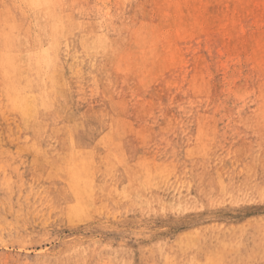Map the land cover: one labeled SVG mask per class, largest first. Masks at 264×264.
I'll use <instances>...</instances> for the list:
<instances>
[{
  "label": "rangeland",
  "instance_id": "1",
  "mask_svg": "<svg viewBox=\"0 0 264 264\" xmlns=\"http://www.w3.org/2000/svg\"><path fill=\"white\" fill-rule=\"evenodd\" d=\"M16 1L15 3V0H0V89H2L0 90V99H2V101L0 100V126H2L0 127V264H59V262L60 264H74L75 262V264H95V262L97 264H114V262L115 264H166L165 260H168L167 264H191L193 260V262H196L192 264H203L205 262H207L205 264H264V256H261L264 255V249L261 251L264 247V241L262 240V238H264V205H262L264 204V166H262L264 163V116L262 115V113L264 114V97H262L264 96V19L262 18L264 17V0H242L244 3L241 0H162L163 2L161 0H158L159 2L156 0ZM254 2L260 4L257 5L254 4ZM161 3L164 5H161ZM240 4H246V6ZM200 5L202 7H200ZM233 5L234 7H232ZM235 5L238 8H236ZM234 9H237V12H234ZM186 10H188L189 15ZM257 12L259 13L257 14ZM125 15L126 17H124ZM236 15L237 17H235ZM242 15L244 17H242ZM226 16L228 23L226 22ZM35 19L37 21H35ZM148 19L150 22H148ZM251 20L255 22L253 23ZM57 22L62 25L61 28L59 24L58 27L55 26ZM184 22L185 24H183ZM98 23L100 25H98ZM142 23L145 26H143ZM238 23L240 24L238 25ZM46 24L47 26H44ZM258 25L260 26L258 27ZM152 26L154 29H152ZM46 27L48 29L44 31ZM231 27H233V29ZM84 28L87 29L85 30ZM195 28L196 30H194ZM147 31L150 32V36L147 35ZM169 33L171 36H169ZM99 34L103 36L100 37ZM145 34L149 37H146ZM154 34L155 36H153ZM44 35L47 36L45 37ZM91 35L93 37H91ZM244 35H247V38ZM253 35L255 36L253 37ZM25 37L28 39H25ZM29 37L32 39L30 40ZM50 38H52L53 41H51L52 39L50 40ZM144 39L148 41V44H144L146 42H144ZM224 42L229 43L224 45ZM92 43H95V45ZM117 44L119 45L117 46ZM55 45H58V47ZM134 45H136V47ZM159 45L160 49H157ZM227 46L229 48H227ZM233 46H235V48ZM44 49L48 52H43ZM174 51L176 53L179 51V53L176 54ZM110 53L113 56H111ZM96 55L99 56L97 57ZM52 58L54 60L51 61ZM55 58H57V60ZM107 58H109V60H107L109 62H106ZM40 62H42V64ZM216 63L219 64L216 65ZM168 64L171 65L169 66ZM152 68L154 70H152ZM160 70L162 72H160ZM208 70H210L209 73ZM148 72L150 73L148 74ZM261 72H263L262 75ZM26 73L27 75H24ZM118 73H120L119 76ZM61 74L62 76H60ZM130 74L132 76H130ZM191 74L194 76L193 78ZM18 75L22 80L19 79ZM238 75L240 77H238ZM23 77L26 78V80ZM53 77L54 79H52ZM71 77L78 81L75 80L74 82ZM245 80H247L246 84ZM190 81L192 82L190 83ZM207 81L209 82L208 84ZM101 83L103 84L101 85ZM259 83L263 84L260 85ZM61 85L62 89L60 88ZM26 86L31 88L30 91L33 94H46L48 97L47 104L37 112L39 115L37 116V114H35L32 118H24L19 111L12 106L13 104L11 101H9V97H11L10 94L14 88L22 92L24 90L23 88ZM260 87L263 88L261 89ZM193 89H196V91ZM184 92L188 93L185 94ZM119 93H121V95ZM195 94L197 96H195ZM198 94L200 95L198 96ZM130 97L133 98L131 99ZM165 97L168 100H165ZM188 99L189 101L187 102ZM171 102L173 104H171ZM190 102L192 104H189ZM126 103H128V105H126ZM162 104L165 105L163 106ZM170 105H172L171 108ZM136 107L140 108L136 110ZM146 110L149 112H145ZM207 110L209 112H207ZM18 113L19 115H17ZM163 115L165 118H163ZM209 116L210 119H208ZM142 117L144 118V122H142ZM165 120H167L166 122L169 121L168 124ZM215 120H217L216 123ZM232 122H236L234 124V126H237H235L236 128L233 126ZM198 124L203 125L201 127V125ZM166 126L169 128L168 130L170 132L167 131ZM251 126L255 127L252 128ZM144 127L146 128L145 130ZM67 128L69 129L67 130ZM25 129L27 133H24L26 132ZM56 133L59 134V136ZM186 136L189 138H186ZM243 136L245 137L243 138ZM56 137H58V139H56ZM127 139L129 143L126 141ZM153 140L156 144V148H154L155 144ZM193 143L197 144L195 145ZM135 144L138 147L134 146ZM133 148L134 151L136 150L135 152H133ZM252 150L253 152H248ZM180 152L182 155H180ZM46 155L47 159L45 158ZM83 156L87 157V159L85 157L83 158ZM80 158L85 159V161ZM202 160H204V162ZM231 165H233V167ZM179 167L181 170L177 171V169H180ZM252 167L254 168L252 169ZM205 168H207V171ZM193 170H195V172ZM220 170L222 171L220 172ZM132 171H134V174H131ZM38 174H40L39 177L37 176ZM196 174L198 176H196ZM184 176L186 178H184ZM202 176H204V178ZM210 177L212 179H208ZM213 179H216V181ZM240 179L243 181H240ZM83 180L84 183H82ZM128 180L132 182H128ZM91 181L93 184H91ZM123 181H125V183ZM230 181H232V183ZM90 184L92 187H90ZM127 184L131 189L130 187L128 188ZM229 184L230 186L228 188L227 186ZM131 185L134 186L133 190ZM100 186L102 189H100ZM110 186L113 188L111 189ZM202 188H204V190ZM73 189H75V191ZM99 190H101V192ZM108 190L111 195L107 193L109 192ZM222 190L226 191L223 192ZM257 190L258 192H256ZM65 191H67L69 195ZM204 191H208L206 192L207 194ZM228 191L230 192L228 193ZM75 192H77V194ZM120 192L124 193L120 194ZM163 192L164 194H162ZM126 197H128V199H125ZM141 197H143L142 200ZM156 197L158 199H156ZM129 199L131 200L129 201ZM90 200H93L92 203ZM162 200L164 202L166 201V204ZM73 202H75V204ZM90 203L92 205L89 206ZM101 206L103 208H100ZM91 209L93 212H91ZM61 212L63 213L61 214ZM80 213L81 215H79ZM254 220L257 221V223ZM254 228H256V231ZM257 228H259V231H257ZM17 231H19V233ZM197 231H200V233ZM210 233H212L211 237ZM215 233L218 234L216 235ZM179 237H181L180 240ZM222 237L224 238L222 239ZM209 238L212 239L209 240ZM218 238H221L220 242ZM258 240H260V242ZM261 241L263 242L262 244ZM175 242L179 243L176 244ZM85 247L87 249L90 248L88 250L89 252L83 251L87 250ZM227 248L229 253L224 251V249L226 250ZM217 249H221V253ZM216 250L218 253H216ZM174 251L176 253H174ZM68 254L70 256H68ZM205 254L206 257H204ZM84 255L86 256L85 258ZM258 255H260L259 258ZM215 256L218 258L216 259ZM224 256L228 260H226ZM78 260L80 261L79 263ZM187 261L190 262L188 263Z\"/></svg>",
  "mask_w": 264,
  "mask_h": 264
},
{
  "label": "bare ground",
  "instance_id": "2",
  "mask_svg": "<svg viewBox=\"0 0 264 264\" xmlns=\"http://www.w3.org/2000/svg\"><path fill=\"white\" fill-rule=\"evenodd\" d=\"M33 1H34V2H41V0H33ZM44 1H45V0H44ZM76 1H77V0H76ZM87 1H88V0H87ZM87 1H86V2H87ZM134 1H135V0H134ZM150 1H151V0H150ZM156 1H158V0H156ZM161 1H162V0H161ZM198 1H200V0H198ZM211 1H212V0H211ZM231 1H232V0H231ZM238 1H239V0H238ZM241 1H242V0H241ZM251 1H252V0H251ZM4 2H5V1H4ZM16 2H17V1L15 0V3H16ZM67 2H68V1H67ZM125 2H126V1H125ZM137 2H138V1H137ZM143 2H144V1H143ZM158 2H159V1H158ZM162 2H163V1H162ZM167 2H168V1H167ZM219 2H220V1H219ZM224 2H225V1H224ZM242 2H243V1H242ZM255 2H256V1H255ZM255 2H254V4H257V3H255ZM69 3H70V2H69ZM76 3H77V2H76ZM78 3H79V1H78ZM84 3H85V2H84ZM103 3H104V2H103ZM122 3H123V2H122ZM150 3H151V2H150ZM213 3H214V2H213ZM226 3H227V2H226ZM234 3H235V2H234ZM234 3H233V4H234ZM238 3H239V2H238ZM243 3H244V2H243ZM247 3H248V2H247ZM67 4H68V3H67ZM134 4H135V3H134ZM162 4H163V3H161V5H162ZM165 4H166V3H165ZM220 4H221V3H220ZM224 4H225V3H224ZM259 4H260V3H259ZM259 4H257V5H259ZM263 4H264V3H263ZM3 5H4V3H3ZM10 5H11V3H10ZM24 5H25V4H24ZM72 5H73V4H72ZM125 5H126V4H125ZM163 5H164V4H163ZM198 5H199V4H198ZM240 5H242V4H240ZM64 6H65V5H64ZM70 6H71V5H70ZM86 6H87V5H86ZM103 6H104V5H103ZM129 6H130V5H129ZM148 6H149V5H148ZM205 6H206V4H205ZM205 6H204V8H205ZM235 6H236V5H235ZM242 6H246V4H245V5H242ZM73 7H74V6H73ZM73 7H72V8H73ZM98 7H99V6H98ZM117 7H119V6H117ZM183 7H184V6H183ZM200 7H202V6L200 5ZM226 7H227V6H226ZM232 7H234V5H233ZM232 7H231V8H232ZM247 7H248V6H247ZM258 7H259V6H258ZM9 8H10V6H9ZM19 8H21V7H19ZM65 8H66V7H65ZM72 8H71V9H72ZM128 8H129V7H128ZM160 8H161V7H160ZM164 8H165V7H164ZM198 8H199V7H198ZM219 8H220V7H219ZM236 8H238V7L236 6ZM256 8H257V7H256ZM256 8H255V10H256ZM11 9H12V8H11ZM16 9H18V8H16ZM105 9H106V8H105ZM117 9H118V8H117ZM122 9H123V5H122ZM136 9H137V8H136ZM152 9H153V8H152ZM152 9H151V10H152ZM155 9H156V7H155ZM155 9H153V10H155ZM178 9H179V7H178ZM178 9H177V10H178ZM187 9H188V8H187ZM189 9H190V8H189ZM227 9H228V8H227ZM241 9H242V7H241ZM253 9H254V8H253ZM253 9H252V10H253ZM261 9H262V8H261ZM2 10H3V8H2ZM7 10H8V9H7ZM51 10H52V9H51ZM56 10H57V9H56ZM62 10H63V8H62ZM72 10H73V9H72ZM127 10H128V9H127ZM131 10H132V9H131ZM138 10H139V9H138ZM144 10H145V9H144ZM148 10H149V9H148ZM206 10H207V9H206ZM234 10H235V9H234ZM8 11H9V10H8ZM22 11H23V10H22ZM25 11H26V10H25ZM34 11H35V10H34ZM79 11H80V10H79ZM105 11H106V10H105ZM186 11H187V14H188V10H186ZM194 11H196V10H194ZM204 11H205V10H204ZM221 11L223 12L222 9H221ZM227 11H228V10H227ZM231 11H232V10H231ZM253 11H254V10H253ZM12 12H13V10H12ZM23 12H24V11H23ZM32 12H33V11H32ZM107 12H108V11H107ZM119 12H120V11H119ZM136 12H137V11H136ZM140 12H141V11H140ZM222 12H221V13H222ZM232 12H233V11H232ZM234 12H237V9H236ZM246 12H248V11H246ZM7 13H8V12H7ZM10 13H11V12H10ZM117 13H118V11H117ZM155 13H156V12H155ZM225 13H226V12H225ZM258 13H259V12H257V14H258ZM89 14H91V13H89ZM98 14H100V13H98ZM107 14H108V13H107ZM107 14H106V15H107ZM114 14H115V13H114ZM151 14H152V11H151ZM153 14H154V13H153ZM205 14H206V13H205ZM208 14H209V13H208ZM219 14H220V13H219ZM222 14H223V13H222ZM241 14H242V13H241ZM263 14H264V13H263ZM263 14H262V15H263ZM62 15H63V14H62ZM91 15H92V14H91ZM117 15H118V14H117ZM117 15H116V16H117ZM137 15H138V14H137ZM166 15H167V14H166ZM188 15H189V14H188ZM216 15H217V14H216ZM238 15H239V14H238ZM262 15H261V16H262ZM27 16H28V14H27ZM31 16H32V15H31ZM35 16H36V15H35ZM146 16H147V15H146ZM191 16H192V15H191ZM197 16H198V15H197ZM253 16H254V15H253ZM25 17H26V16H25ZM28 17H29V16H28ZM64 17H65V16H64ZM66 17H67V16H66ZM78 17H79V14H78ZM87 17H88V16H87ZM97 17H98V16H97ZM113 17H114V16H113ZM124 17H126V15H125ZM167 17H168V16H167ZM169 17H170V15H169ZM189 17H190V16H189ZM235 17H237V15H236ZM242 17H244V16L242 15ZM7 18H8V17H7ZM30 18H31V17H30ZM57 18H58V16H57ZM71 18H72V17H71ZM106 18H107V17H106ZM120 18H121V17H120ZM120 18H119V19H120ZM122 18H123V17H122ZM130 18H131V17H130ZM134 18H135V17H134ZM139 18H140V16H139ZM151 18H153V17H151ZM165 18H166V17H165ZM185 18H186V16H185ZM211 18H212V17H211ZM221 18H222V17H221ZM221 18H220V19H221ZM228 18H229V17H228ZM238 18H239V17H238ZM260 18H261V17H260ZM262 18L264 19V17H262ZM262 18H261V19H262ZM26 19H28V18H26ZM103 19H104V18H103ZM117 19H118V18H117ZM160 19H161V18H160ZM160 19H159V20H160ZM162 19H163V18H162ZM183 19H184V18H183ZM187 19H188V17H187ZM189 19H190V18H189ZM244 19H245V18H244ZM30 20H31V19H30ZM41 20H43V19H41ZM65 20H66V19H65ZM67 20H68V19H67ZM93 20H94V18H93ZM148 20H149V19H148ZM154 20H155V19H154ZM159 20H158V21H159ZM163 20H164V19H163ZM192 20H193V19H192ZM247 20H248V19H247ZM10 21H11V19H10ZM35 21H37V20L35 19ZM125 21H126V20H125ZM129 21H131V20H129ZM166 21H167V19H166ZM182 21H183V20H182ZM190 21H191V20H190ZM203 21H205V20H203ZM251 21H252V20H251ZM263 21H264V20H263ZM32 22H33V21H32ZM38 22H40V21H38ZM41 22H42V21H41ZM66 22H67V21H66ZM66 22H65V23H66ZM73 22H74V21H73ZM75 22H76V19H75ZM80 22H81V21H80ZM80 22H79V23H80ZM82 22H83V20H82ZM82 22H81V23H82ZM100 22H101V21H100ZM121 22H123V21H121ZM148 22H150V20H149ZM159 22H160V21H159ZM213 22H214V21H213ZM226 22L228 23V21H227V16H226ZM236 22H237V21H236ZM245 22H246V21H245ZM252 22H253V21H252ZM254 22H255V21H254ZM254 22H253V23H254ZM256 22H258V21H256ZM24 23H25V21H24ZM83 23H84V22H83ZM90 23H91V22H90ZM101 23H102V22H101ZM143 23H144V22H143ZM143 23H142V24H143ZM152 23H153V22H152ZM166 23H167V22H166ZM193 23H194V22H193ZM258 23H259V22H258ZM17 24H18V22H17ZM17 24H16V25H17ZM31 24H32V23H31ZM31 24H30V25H31ZM58 24H59V27L61 28L62 25H61L59 22H57V23L55 24V26L58 27ZM67 24H68V23H67ZM72 24H73V23H72ZM103 24H104V23H103ZM114 24H115V23H114ZM157 24H158V22H157ZM183 24H185V22H184ZM190 24H191V22H190ZM190 24H187V25H190ZM207 24H208V22H207ZM216 24H217V23H216ZM231 24H232V23H231ZM239 24H240V23H238V25H239ZM21 25H22V24H21ZM30 25H29V26H30ZM34 25H35V24H34ZM98 25H100V24L98 23ZM112 25H113V24H112ZM115 25H116V24H115ZM146 25H147V24H146ZM181 25H182V24H181ZM223 25H224V24H223ZM238 25H237V26H238ZM243 25H244V24H243ZM247 25H248V24H247ZM44 26H47V24L44 25ZM108 26H109V25H108ZM131 26H132V25H131ZM143 26H145V25L143 24ZM149 26H150V25H149ZM156 26H157V25H156ZM161 26H162V25H161ZM209 26H210V25H209ZM214 26H216V25H214ZM237 26H236V27H237ZM240 26H241V25H240ZM259 26H260V25H258V27H259ZM263 26H264V25H263ZM32 27H33V26H32ZM71 27H73V26H71ZM85 27H86V26H85ZM89 27H90V26H89ZM97 27H98V26H97ZM176 27H177V26H176ZM202 27H203V26H202ZM225 27H226V26H225ZM233 27H234V26H233ZM233 27H231V28L233 29ZM236 27H235V28H236ZM238 27H239V26H238ZM33 28H34V27H33ZM44 28H45V27H44ZM74 28H75V27H74ZM114 28H115V27H114ZM116 28H117V27H116ZM120 28H121V27H120ZM199 28H200V27H199ZM204 28H205V27H204ZM210 28H211V27H210ZM210 28H209V29H210ZM216 28H218V27H216ZM235 28H234V29H235ZM261 28H262V27H261ZM35 29H36V27H35ZM47 29H48V28L46 27V29H44V31L47 30ZM57 29H58V28H57ZM84 29H85V28H84ZM86 29H87V28H86ZM86 29H85V30H86ZM101 29H102V28H101ZM143 29H144V28H143ZM152 29H154L153 26H152ZM161 29H162V28H161ZM170 29H172V28H170ZM174 29H175V28H174ZM209 29H207V30H209ZM211 29H212V28H211ZM241 29H242V28H241ZM245 29H246V28H245ZM249 29H250V28H249ZM29 30H30V28H29ZM91 30H92V29H91ZM102 30H103V29H102ZM107 30H108V29H107ZM155 30H156V29H155ZM168 30H169V29H168ZM168 30H166V31H168ZM194 30H196V28H195ZM200 30H201V29H200ZM207 30H206V31H207ZM242 30H243V29H242ZM62 31H63V30H62ZM73 31H74V30H73ZM80 31H83V30H80ZM94 31H95V30H94ZM150 31H151V30H150ZM157 31H158V29H157ZM162 31H163V30H162ZM197 31H198V30H197ZM197 31H195V32H197ZM206 31H205V32H206ZM209 31H210V30H209ZM220 31H221V30H220ZM238 31H239V30H238ZM243 31H244V30H243ZM256 31H257V30H256ZM32 32H33V31H32ZM34 32H35V31H34ZM58 32H59V30H58ZM63 32H64V31H63ZM97 32H98V31H97ZM113 32H114V30H113ZM118 32H119V31H118ZM168 32H169V31H168ZM172 32H173V31H172ZM172 32H171V33H172ZM225 32H226V31H225ZM228 32H229V31H228ZM65 33H66V31H65ZM68 33H69V32H68ZM100 33H101V32H100ZM145 33H146V32H145ZM147 33H148L147 35H149L150 32L147 31ZM151 33H152V32H151ZM165 33H167V32H165ZM211 33H212V32H211ZM255 33H256V32H255ZM258 33H260V32H258ZM258 33H257V34H258ZM35 34H36V33H35ZM101 34H102V33H101ZM103 34H104V33H103ZM114 34H115V33H114ZM155 34H156V33H155ZM155 34H154L153 36H155ZM167 34H168V33H167ZM200 34H202V33H200ZM205 34H207V33H205ZM233 34H234V33H233ZM241 34H242V33H241ZM30 35H31V34H30ZM68 35H69V34H68ZM92 35H93V34H92ZM92 35H91V37H93ZM99 35H100V34H99ZM105 35H107V34H105ZM145 35H146V34H145ZM147 35H146V37H149V36H150V35H149V36H147ZM163 35H164V34H163ZM191 35H192V34H191ZM230 35H231V32H230ZM239 35H240V34H239ZM259 35H260V34H259ZM259 35H258V37H259ZM27 36H28V34H27ZM44 36L46 37L47 35H44ZM44 36H43V37H44ZM88 36H89V35H88ZM101 36H103V35H100V37H101ZM161 36H162V35H161ZM165 36H167V35H165ZM169 36H171L170 33H169ZM184 36H185V35H184ZM196 36H197V35H196ZM222 36H223V35H222ZM224 36H225V35H224ZM228 36H229V35H228ZM237 36H238V35H237ZM244 36L246 37L247 35H244ZM254 36H255V35H253V37H254ZM128 37H129V36H128ZM242 37H243V36H242ZM253 37H252V38H253ZM21 38H22V37H21ZM29 38H30V37H29ZM39 38H40V37H39ZM52 38H53V37H52ZM52 38H50V40H51ZM88 38H89V37H88ZM111 38H113V37H111ZM116 38H117V37H116ZM167 38H168V37H167ZM167 38H166V39H167ZM170 38H171V37H170ZM226 38H227V35H226ZM246 38H247V37H246ZM259 38H260V37H259ZM25 39H28V38L25 37ZM31 39H32V38H30V40H31ZM66 39H67V38H66ZM186 39H188V38H186ZM186 39H185V40H186ZM242 39H243V38H242ZM257 39H258V38H257ZM95 40H96V39H95ZM103 40H104V39H103ZM106 40H107V39H106ZM108 40H109V39H108ZM118 40H119V39H118ZM122 40H123V38H122ZM171 40H172V39H171ZM218 40H219V39H218ZM225 40H227V39H225ZM237 40H238V38H237ZM240 40H241V38H240ZM25 41H26V40H25ZM51 41H53V39H52ZM59 41H60V40H59ZM109 41H110V40H109ZM145 41H146V40L144 39V42H145ZM197 41H199V40H197ZM197 41H196V43H197ZM214 41H215V40H214ZM219 41H220V40H219ZM223 41H224V38H223ZM67 42H68V41H67ZM106 42H108V41H106ZM121 42H122V41H121ZM126 42H127V41H126ZM126 42H125V43H126ZM146 42H147V43H146ZM146 42L144 43L145 45L148 44V41H146ZM200 42H201V41H200ZM204 42H205V40H204ZM206 42H207V41H206ZM208 42H209V41H208ZM243 42H244V40H243ZM23 43H25V42H23ZM29 43H30V42H29ZM29 43H28V44H29ZM56 43H57V42H56ZM95 43H96V42H95ZM95 43H94V44L92 43V44L95 45ZM221 43H222V42H221ZM221 43H220V44H221ZM228 43H229V42H227V43L224 42V45H225V44H228ZM254 43H255V42H254ZM259 43H260V42H259ZM102 44H103V43H102ZM172 44H173V43H172ZM243 44H244V43H243ZM24 45H25V44H24ZM24 45H23V46H24ZM26 45H27V44H26ZM50 45H51V43H50ZM118 45H119V44H117V46H118ZM130 45H131V43H130ZM142 45H143V44H142ZM145 45H144V46H145ZM209 45H210V44H209ZM222 45H223V44H222ZM224 45H223V46H224ZM249 45H250V44H249ZM255 45H257V44H255ZM31 46H32V45H31ZM55 46L58 47V45H55ZM132 46H133V45H132ZM134 46L136 47V45H134ZM182 46H183V45H182ZM33 47H34V46H33ZM122 47H123V46H122ZM122 47H121V48H122ZM158 47H159V48H158ZM199 47H200V46H199ZM212 47H213V46H212ZM224 47H225V46H224ZM231 47H232V46H231ZM233 47L235 48V46H233ZM248 47H249V46H248ZM262 47H263V46H262ZM31 48H32V47H31ZM52 48H54V47H52ZM59 48H60V47H59ZM219 48H220V47H219ZM222 48H223V47H222ZM225 48H226V47H225ZM227 48H229V47L227 46ZM28 49H30V48H28ZM28 49H26V50H28ZM70 49H71V47H70ZM154 49H155V47H154ZM157 49H160V45L157 46ZM162 49H163V47H162ZM199 49H200V48H199ZM217 49H218V48H217ZM26 50H25V51H26ZM38 50H39V48H38ZM67 50H68V49H67ZM92 50H93V49H92ZM113 50H114V49H113ZM118 50H119V49H118ZM147 50H148V49H147ZM147 50H146V51H147ZM180 50H181V49H180ZM180 50H179V51H180ZM204 50H205V49H204ZM230 50H231V49H230ZM260 50H261V49H260ZM44 51H46V50L44 49L43 52H44ZM52 51H53V50H52ZM54 51H55V50H54ZM119 51H120V50H119ZM152 51H154V50H152ZM166 51H167V49H166ZM175 51H177V50H175ZM175 51H174V52H175ZM179 51H178L177 53H179ZM197 51H198V50H197ZM209 51H210V49H209ZM216 51H217V50H216ZM237 51H238V50H237ZM246 51H247V50H246ZM256 51H257V50H256ZM39 52H40V51H39ZM46 52H48V51H46ZM49 52H50V51H49ZM133 52H134V51H133ZM182 52H183V51H182ZM193 52H194V51H193ZM224 52H225V51H224ZM224 52H223V55H224ZM235 52H236V51H235ZM263 52H264V51H263ZM50 53H51V52H50ZM105 53H106V52H105ZM160 53H161V52H160ZM175 53H176V52H175ZM177 53H176V54H177ZM216 53H217V52H216ZM47 54H48V53H47ZM73 54H74V53H73ZM134 54H135V53H134ZM134 54H133V56H134ZM201 54H203V53H201ZM220 54H221V53H220ZM227 54H228V53H227ZM240 54H241V53H240ZM240 54H239V55H240ZM258 54H259V53H258ZM258 54H256V55H258ZM20 55H21V54H20ZM54 55H55V54H54ZM76 55H77V54H76ZM78 55H79V54H78ZM108 55H109V54H108ZM110 55H111V53H110ZM151 55H153V54H151ZM165 55H166V54H165ZM187 55H188V54H187ZM203 55H204V54H203ZM207 55H208V54H207ZM221 55H222V54H221ZM221 55H219V56H221ZM23 56H24V55H23ZM48 56H49V55H48ZM96 56H97V55H96ZM98 56H99V55H98ZM98 56H97V57H98ZM111 56H113V55H111ZM111 56H110V57H111ZM155 56H156V55H155ZM26 57H27V56H26ZM26 57H25V58H26ZM67 57H68V56H67ZM148 57H149V56H148ZM190 57H191V55H190ZM195 57H196V56H195ZM19 58H20V57H19ZM57 58H58V57H57ZM57 58H55V59L57 60ZM68 58H69V57H68ZM87 58H88V57H87ZM90 58H91V55H90ZM111 58H112V57H111ZM111 58H110V60H111ZM144 58H145V57H144ZM151 58H152V56H151ZM179 58H180V57H179ZM15 59H17V58H15ZM21 59H22V58H21ZM31 59H32V58H31ZM103 59H104V58H103ZM148 59H150V58H148ZM153 59H154V58H153ZM156 59H157V58H156ZM186 59H187V58H186ZM198 59H199V58H198ZM202 59H203V58H202ZM205 59H206V58H205ZM249 59H250V58H249ZM259 59H260V58H259ZM26 60H27V58H26ZM52 60H54V59L52 58L51 61H52ZM77 60H78V59H77ZM107 60H109V58L106 59V62H109V61H107ZM137 60H138V59H137ZM199 60H201V59H199ZM15 61H16V60H15ZM101 61H102V60H101ZM104 61H105V60H104ZM182 61H183V60H182ZM249 61H251V60H249ZM258 61H259V60H258ZM21 62H22V61H21ZM132 62H134V61H132ZM173 62L175 63L174 60H173ZM180 62H181V61H180ZM188 62H189V61H188ZM190 62H191V61H190ZM193 62H194V60H193ZM218 62H219V61H218ZM36 63H37V62H36ZM40 63L42 64V62H40ZM58 63H59V62H58ZM77 63H78V61H77ZM83 63H84V62H83ZM83 63H82V64H83ZM103 63H105V62H103ZM156 63H157V62H156ZM156 63H155V64H156ZM168 63H170V62H168ZM194 63H195V62H194ZM194 63H192V64H194ZM199 63H200V62H199ZM203 63H205V62H203ZM203 63H202V64H203ZM17 64H18V63H17ZM20 64H21V63H20ZM20 64H19V65H20ZM148 64H149V63H148ZM205 64H206V63H205ZM211 64H213V63H211ZM218 64H219V63H218ZM218 64L216 63V65H218ZM254 64H255V63H254ZM19 65H18V66H19ZM24 65H25V64H24ZM27 65H28V63H27ZM127 65H128V63H127ZM130 65H131V64H130ZM133 65H134V63H133ZM168 65H169V64H168ZM170 65H171V64H170ZM170 65H169V66H170ZM185 65H186V64H185ZM185 65H184V66H185ZM200 65H201V64H200ZM207 65H208V64H207ZM20 66H21V65H20ZM101 66H102V65H101ZM135 66H136V65H135ZM137 66H138V65H137ZM180 66H182V65H180ZM187 66H188V65H187ZM203 66H204V65H203ZM203 66H202V67H203ZM263 66H264V65H263ZM93 67H95V66H93ZM139 67H140V66H139ZM151 67H152V65H151ZM191 67H192V66H191ZM210 67H211V65H210ZM212 67H213V66H212ZM255 67H256V66H255ZM105 68H106V67H105ZM134 68H135V67H134ZM163 68H164V67H163ZM170 68H171V67H170ZM199 68H200V66H199ZM216 68H217V67H216ZM222 68H223V67H222ZM14 69H15V68H14ZM17 69H18V67H17ZM25 69H27V68H25ZM106 69H107V68H106ZM160 69H162V68H160ZM174 69H175V68H174ZM174 69H173V71H174ZM190 69H191V68H190ZM206 69H208V68H206ZM217 69H218V68H217ZM58 70H59V69H58ZM58 70H56V71H58ZM60 70H61V69H60ZM138 70H139V69H138ZM152 70H154V69L152 68ZM187 70H188V69H187ZM193 70H194V69H193ZM196 70L200 71L199 69H196ZM233 70H234V69H233ZM250 70H251V68H250ZM27 71H28V70H27ZM45 71H46V70H45ZM62 71H63V70H62ZM62 71H61V72H62ZM136 71H137V69H136ZM198 71H197V72H198ZM203 71H204V70H203ZM15 72L17 73L16 69H15ZM21 72H22V71H21ZM21 72H20V74H21ZM53 72H55V71H53ZM160 72H162V71L160 70ZM181 72H182V71H181ZM181 72H180V73H181ZM209 72H210V70H208V73H209ZM16 73H15V74H16ZM45 73H46V72H45ZM77 73H78V72H77ZM80 73H81V72H80ZM82 73H83V72H82ZM130 73H131V71H130ZM149 73H150V72H148V74H149ZM152 73H153V72H152ZM158 73H159V72H158ZM169 73H171V72H169ZM178 73H179V72H178ZM178 73H177V74H178ZM187 73H188V71H187ZM236 73H237V72H236ZM250 73H251V72H250ZM252 73H254V72H252ZM256 73H257V72H256ZM262 73H263V72H261V75H262ZM30 74H31V73H30ZM62 74H63V73H62ZM62 74H61L60 76H62ZM119 74H120V73H118V76H119ZM146 74H147V73H146ZM154 74H155V73H154ZM194 74H195V73H194ZM210 74H211V73H210ZM259 74H260V73H259ZM24 75H27V73L24 74ZM24 75H23V76H24ZM28 75H29V74H28ZM50 75H52V74H50ZM87 75H88V74H87ZM191 75H192V74H191ZM191 75H190V77H191ZM205 75H206V74H205ZM240 75H241V74H240ZM38 76H40V75H38ZM128 76H129V75H128ZM130 76H132V75L130 74ZM130 76H129V77H130ZM136 76H138V75H136ZM146 76H147V75H146ZM157 76H158V75H157ZM196 76H197V75H196ZM256 76H257V75H256ZM18 77H19V75H18ZM24 77H25V76H24ZM24 77H23V78H24ZM32 77H33V76H32ZM32 77H31V78H32ZM58 77H59V76H58ZM73 77H74V76H73ZM73 77H71V78L73 79ZM78 77H79V76H78ZM120 77H121V76H120ZM159 77H160V76H159ZM159 77H158V78H159ZM161 77H163V76H161ZM172 77H173V76H172ZM193 77H194V76L192 75V78H193ZM210 77H211V76H210ZM238 77H240V76L238 75ZM252 77H253V76H252ZM48 78H49V77H48ZM76 78H77V77H76ZM82 78H83V77H82ZM126 78H127V77H126ZM126 78H125V79H126ZM158 78H157V79H158ZM185 78H186V76H185ZM205 78H206V77H205ZM243 78H244V77H243ZM258 78H259V75H258ZM263 78H264V77H263ZM19 79H21V78L19 77ZM24 79L26 80V78H24ZM37 79H38V78H37ZM50 79H51V77H50ZM52 79H54V77H53ZM95 79H96V78H95ZM122 79H123V77H122ZM125 79H124V80H125ZM128 79H129V78H128ZM167 79H168V78H167ZM178 79H179V78H178ZM182 79H183V78H182ZM210 79H212V78H210ZM256 79H257V78H256ZM21 80H22V79H21ZM25 80H24V81H25ZM42 80H43V79H42ZM70 80H71V79H70ZM73 80H74V82H75L76 79H73ZM87 80H88V79H87ZM97 80H98V79H97ZM97 80H96V81H97ZM120 80H121V79H120ZM124 80H123V81H124ZM165 80H166V79H165ZM191 80H192V79H191ZM199 80H200V79H199ZM252 80H253V79H252ZM261 80H262V79H261ZM50 81H52V80H50ZM55 81H56V80H55ZM59 81H60V80H59ZM76 81H78V80H76ZM80 81H81V80H80ZM136 81H137V80H136ZM246 81H247V80H245V84H246ZM254 81H255V80H254ZM258 81H259V80H258ZM262 81H263V80H262ZM43 82H44V81H43ZM57 82H58V81H57ZM165 82H166V81H165ZM171 82H172V81H171ZM183 82H185V81H183ZM191 82H192V81H190V83H191ZM233 82H234V81H233ZM238 82H239V81H238ZM259 82H260V81H259ZM83 83H84V82H83ZM91 83H93V82H91ZM166 83H169V82H166ZM166 83H165V84H166ZM193 83H194V82H193ZM193 83H192V84H193ZM200 83H201V82H200ZM208 83H209V82L207 81V84H208ZM217 83H218V82H217ZM249 83H250V82H249ZM251 83H252V82H251ZM27 84H29V83H27ZM31 84H32V83H31ZM88 84H90V83H88ZM102 84H103V83H101V85H102ZM104 84H105V83H104ZM148 84H149V83H148ZM152 84H153V83H152ZM165 84H164V86H165ZM185 84H186V83H185ZM233 84H234V83H233ZM238 84H239V83H238ZM241 84H242V83H241ZM259 84H260V83H259ZM261 84H263V83H261ZM261 84H260V85H261ZM35 85H36V83H35ZM78 85H79V83H78ZM84 85H85V84H84ZM86 85H87V83H86ZM123 85H124V84H123ZM123 85H122V86H123ZM125 85H126V84H125ZM166 85H167V84H166ZM183 85H184V84H183ZM210 85H211V84H210ZM29 86H30V85H29ZM29 86L24 87V88H23L24 90H23L22 92L18 91L17 88H14L13 91H12V93L10 94L11 97L8 96V97L10 98L9 101H11V103L13 104V105H12V104H11V105H12L15 109H17V111H19V113H20L24 118H25V117L32 118L33 116H35V114H37V116H38L39 114H38L37 112L40 110V108L44 107V106L47 104V100H48V97H47L46 94H45V95H35V94H33V93L30 91L31 88H30ZM32 86H33V85H32ZM36 86H37V85H36ZM69 86H70V85H69ZM71 86H72V85H71ZM118 86H119V85H118ZM139 86H140V85H139ZM174 86H175V85H174ZM192 86H193V85H192ZM5 87H6V86H5ZM61 87H62V85L60 86V88H61ZM63 87H64V86H63ZM75 87H76V86H75ZM81 87H82V86H81ZM97 87H98V86H97ZM152 87H154V86H152ZM179 87H180V86H179ZM208 87H209V86H208ZM238 87H239V86H238ZM238 87H237V88H238ZM250 87H251V86H250ZM71 88H72V87H71ZM76 88H77V87H76ZM108 88H109V87H108ZM108 88H107V89H108ZM127 88H128V87H127ZM155 88H156V87H155ZM158 88H160V87H158ZM158 88H157V89H158ZM177 88H178V87H177ZM177 88H176V89H177ZM200 88H201V87H200ZM209 88H210V87H209ZM239 88H240V87H239ZM260 88L262 89L263 87H260ZM61 89H62V88H61ZM65 89H66V88H65ZM83 89H84V88H83ZM171 89H172V88H171ZM179 89H180V88H179ZM183 89H184V87H183ZM251 89H252V88H251ZM0 90H2V89H0ZM143 90H144V88H143ZM193 90L196 91V89H193ZM193 90H192V91H193ZM200 90H201V89H200ZM239 90H240V89H239ZM241 90H243V89H241ZM61 91H62V90H61ZM91 91H92V90H91ZM97 91H98V88H97ZM120 91H121V90H120ZM185 91H186V90H185ZM195 91H194V92H195ZM244 91H245V89H244ZM246 91H247V90H246ZM253 91H254V89H253ZM256 91H257V90H256ZM64 92H65V90H64ZM64 92H63V93H64ZM83 92H84V91H83ZM83 92H82V93H83ZM92 92H93V91H92ZM175 92H176V91H175ZM177 92H178V91H177ZM206 92H207V91H206ZM208 92H209V91H208ZM242 92H243V91H242ZM247 92H248V91H247ZM250 92H251V91H250ZM250 92H249V93H250ZM8 93H9V92H8ZM84 93H85V92H84ZM98 93H99V92H98ZM159 93H160V92H159ZM180 93H181V92H180ZM184 93H185V92H184ZM186 93H188V92H186ZM186 93H185V94H186ZM199 93H200V92H199ZM238 93H240V92H238ZM0 94H1V93H0ZM22 94H23V95H22ZM119 94L121 95V93H119ZM160 94H161V93H160ZM160 94H159V95H160ZM192 94H193V93H192ZM203 94H204V93H203ZM55 95H56V94H55ZM75 95H76V94H75ZM79 95H80V94H79ZM88 95H89V93H88ZM88 95H87V96H88ZM127 95H128V94H127ZM156 95H157V94H156ZM172 95H173V94H172ZM199 95H200V94H198V96H199ZM216 95H218V94H216ZM81 96H82V95H81ZM87 96H86V97H87ZM91 96H93V95H91ZM95 96H97V95H95ZM169 96H170V94H169ZM183 96H184V95H183ZM192 96H193V95H192ZM195 96H197V95L195 94ZM212 96H213V95H212ZM255 96H256V95H255ZM53 97H54V96H53ZM79 97H80V96H79ZM125 97H126V95H125ZM133 97H134V96H133ZM133 97H132V98H133ZM155 97H156V96H155ZM160 97H161V96H160ZM163 97H164V96H163ZM184 97H185V96H184ZM262 97H264V96H262ZM121 98H124V97H121ZM130 98H131V97H130ZM132 98H131V99H132ZM165 98H166V97H165ZM167 98H168V96H167ZM167 98H166L165 100H168ZM169 98H171V97H169ZM189 98H190V97H189ZM248 98H249V97H248ZM255 98H256V97H255ZM255 98H254V99H255ZM54 99H55V98H54ZM88 99H89V98H88ZM92 99H93V98H92ZM258 99H259V98H258ZM0 100L2 101V99H0ZM59 100H60V99H59ZM77 100H79V99H77ZM84 100H85V99H84ZM129 100H130V99H129ZM129 100H128V101H129ZM139 100H140V99H139ZM153 100H154V99H153ZM170 100H171V99H170ZM185 100H186V99H185ZM190 100H191V99H190ZM195 100H196V99H195ZM200 100H201V98H200ZM249 100H250V99H249ZM251 100H252V99H251ZM3 101H4V100H3ZM56 101H57V100H56ZM56 101H55V102H56ZM96 101H97V100H96ZM125 101H126V100H125ZM149 101H150V100H149ZM172 101H173V100H172ZM188 101H189V99L187 100V102H188ZM196 101H197V100H196ZM202 101H203V100H202ZM222 101H223V100H222ZM256 101H257V100H256ZM59 102H60V101H59ZM70 102H71V101H70ZM85 102H86V101H85ZM89 102H90V101H89ZM144 102H145V101H144ZM147 102H148V100H147ZM151 102H152V101H151ZM185 102H186V101H185ZM191 102H192V101H191ZM191 102H190L189 104H192ZM210 102H211V101H210ZM1 103H2V102H1ZM8 103H9V102H8ZM71 103H72V102H71ZM81 103H82V102H81ZM81 103H80V104H81ZM87 103H88V102H87ZM92 103H93V102H92ZM109 103H110V101H109ZM129 103H130V102H129ZM149 103H150V102H149ZM149 103H148V104H149ZM165 103H166V102H165ZM167 103H168V102H167ZM177 103H178V102H177ZM182 103H183V102H182ZM200 103H201V101H200ZM203 103H204V102H203ZM219 103H220V102H219ZM3 104H4V103H3ZM85 104H86V103H85ZM95 104H96V103H95ZM110 104H111V103H110ZM137 104H140V103H137ZM171 104H173V103L171 102ZM259 104H260V103H259ZM8 105H9V104H8ZM56 105H57V104H56ZM58 105H60V104H58ZM126 105H128V103H126ZM129 105H130V104H129ZM162 105H163V104H162ZM164 105H165V104H164ZM164 105H163V106H164ZM181 105H183V104H181ZM200 105H201V104H200ZM220 105H221V104H220ZM1 106H2V105H1ZM5 106H6V105H5ZM80 106H81V105H80ZM91 106H92V104H91ZM139 106H140V105H139ZM167 106H168V105H167ZM176 106H177V105H176ZM176 106H175V107H176ZM187 106H188V105H187ZM205 106H208V105H205ZM217 106H218V105H217ZM217 106H216V107H217ZM256 106H257V105H256ZM256 106H255V107H256ZM261 106H262V103H261ZM128 107H129V106H128ZM147 107H148V106H147ZM150 107H151V106H150ZM159 107H160V106H159ZM171 107H172V105H170V108H171ZM178 107H179V105H178ZM184 107H186V106H184ZM190 107H191V106H190ZM220 107H221V106H220ZM226 107H227V106H226ZM1 108H2V107H1ZM85 108H86V107H85ZM112 108H113V107H112ZM120 108H121V107H120ZM136 108H137V109H136ZM136 108H135V109L138 110L140 107H139V108L136 107ZM148 108H149V107H148ZM160 108H161V107H160ZM162 108H163V107H162ZM260 108H261V107H260ZM124 109H125V107H124ZM183 109H184V108H183ZM215 109H216V108H215ZM256 109H257V107H256ZM75 110H76V109H75ZM84 110H86V109H84ZM101 110H102V109H101ZM159 110H160V109H159ZM162 110H163V109H162ZM172 110H173V109H172ZM200 110H201V109H200ZM218 110H219V109H218ZM218 110H217V111H218ZM240 110H241V109H240ZM247 110H248V108H247ZM252 110H253V109H252ZM14 111H15V110H14ZM99 111H100V110H99ZM123 111H124V110H123ZM178 111H179V110H178ZM186 111H187V110H186ZM219 111H220V110H219ZM231 111H232V110H231ZM260 111H261V110H260ZM53 112H54V111H53ZM58 112H60V111H58ZM129 112H130V111H129ZM133 112H134V111H133ZM138 112H139V111H138ZM141 112H142V111H141ZM145 112H149V111L146 110ZM161 112H162V111H161ZM176 112H177V111H176ZM180 112H181V111H180ZM202 112H203V110H202ZM207 112H209V111L207 110ZM235 112H236V111H235ZM252 112H253V111H252ZM10 113H11V112H10ZM14 113H15V112H14ZM19 113H18L17 115H19ZM55 113H56V112H55ZM87 113H88V111H87ZM106 113H107V112H106ZM109 113H110V112H109ZM158 113H159V112H158ZM214 113H215V111H214ZM220 113H221V112H220ZM240 113H241V112H240ZM255 113H256V112H255ZM255 113H254V114H255ZM259 113H260V112H259ZM8 114H9V113H8ZM101 114H102V113H101ZM116 114H117V113H116ZM132 114H133V113H132ZM138 114H139V113H138ZM160 114H161V113H160ZM195 114H196V113H195ZM236 114H237V113H236ZM243 114H244V113H243ZM129 115H130V114H129ZM129 115H128V116H129ZM136 115H137V114H136ZM136 115H135V116H136ZM147 115H148V114H147ZM179 115H180V114H179ZM179 115H178V116H179ZM182 115H183V114H182ZM182 115H181V116H182ZM198 115H199V111H198ZM203 115H204V114H203ZM207 115H208V114H207ZM212 115H213V113H212ZM212 115H211V116H212ZM221 115H222V114H221ZM262 115L264 116L263 113H262ZM123 116H124V114H123ZM139 116H140V115H139ZM144 116H145V115H144ZM152 116H153V115H152ZM165 116H166V115H165ZM171 116H172V115H171ZM183 116H184V115H183ZM194 116H195V115H194ZM200 116H201V114H200ZM204 116H205V115H204ZM227 116H228V115H227ZM238 116H240V115H238ZM253 116H254V115H253ZM253 116H252V117H253ZM259 116H260V115H259ZM14 117H15V116H14ZM16 117H17V116H16ZM168 117H169V116H168ZM187 117H188V115H187ZM220 117H221V116H220ZM255 117H256V116H255ZM255 117H254V118H255ZM3 118H4V117H3ZM9 118H10V117H9ZM38 118H39V117H38ZM54 118H55V116H54ZM59 118H60V117H59ZM126 118H127V117H126ZM134 118H136V117H134ZM142 118H143V117H142ZM155 118H156V117H155ZM163 118H165L164 115H163ZM215 118H216V117H215ZM5 119H6V118H5ZM26 119H27V118H26ZM149 119H150V118H149ZM195 119H196V118H195ZM208 119H210V116L208 117ZM211 119H212V118H211ZM229 119H230V118H229ZM232 119H233V117H232ZM238 119H239V118H238ZM258 119H259V118H258ZM262 119H263V118H262ZM23 120H24V119H23ZM33 120H34V119H33ZM162 120H163V119H162ZM162 120H161V121H162ZM173 120H174V119H173ZM196 120H197V119H196ZM206 120H207V119H206ZM220 120H221V119H220ZM225 120H226V119H225ZM239 120H241V119H239ZM239 120H238V121H239ZM25 121H26V120H25ZM36 121H37V120H36ZM63 121H64V120H63ZM130 121H132V120H130ZM138 121H139V120H138ZM166 121H167V120H165V122H166ZM197 121H198V120H197ZM216 121H217V120H215V123H216ZM227 121H228V120H227ZM236 121H237V120H236ZM249 121H250V119H249ZM256 121H257V120H256ZM7 122H8V121H7ZM18 122H19V121H18ZM28 122H29V121H28ZM142 122H144V118H143V121H142ZM148 122H149V121H148ZM150 122H151V121H150ZM168 122H169V121H168ZM168 122H166V123L168 124ZM194 122H195V121H194ZM198 122H199V121H198ZM201 122H203V121H201ZM257 122H258V121H257ZM257 122H256V123H257ZM5 123H6V122H5ZM8 123H10V122H8ZM21 123H22V122H21ZM31 123H32V122H31ZM31 123H29V124H31ZM140 123H141V122H140ZM156 123H157V122H156ZM160 123H162V122H160ZM180 123H181V122H180ZM182 123H183V122H182ZM212 123H213V122H212ZM212 123H211V124H212ZM220 123H221V122H220ZM232 123H233V122H232ZM235 123H236V122L233 123V126H234ZM11 124H13V123H11ZM43 124H44V123H43ZM148 124H149V123H148ZM184 124H185V123H184ZM260 124H261V123H260ZM20 125H21V124H20ZM60 125H61V124H60ZM67 125H68V124H67ZM70 125H71V124H70ZM158 125H159V123H158ZM185 125H186V124H185ZM194 125H195V124H194ZM198 125H201V127H202L203 124H198ZM248 125H249V124H248ZM256 125H257V124H256ZM256 125H255V126H256ZM263 125H264V124H263ZM35 126H36V125H35ZM38 126H39V125H38ZM45 126H46V125H45ZM160 126H161V125H160ZM167 126H168V125H167ZM167 126H166L167 131H169V130H168L169 128H168ZM174 126H175V124H174ZM178 126H179V125H178ZM223 126H224V125H223ZM235 126H236V125H235ZM235 126H234V127H235ZM238 126H239V124H238ZM255 126H254V127H255ZM257 126H258V125H257ZM0 127H2V126H0ZM4 127H5V126H4ZM19 127H20V126H19ZM140 127H141V125H140ZM163 127H164V126H163ZM172 127H173V125H172ZM176 127H177V126H176ZM189 127L191 128L190 125H189ZM212 127H213V125H212ZM218 127H219V126H218ZM227 127H228V124H227ZM229 127L231 128L232 126H229ZM236 127H237V126H236ZM236 127H235V128H236ZM244 127H246V126H244ZM251 127H252V126H251ZM254 127H252V128H254ZM6 128H7V127H6ZM38 128H40V127H38ZM49 128H51V127H49ZM61 128H62V125H61ZM134 128H135V127H134ZM134 128H133V130H134ZM150 128H151V127H150ZM170 128H171V126H170ZM179 128H180V127H179ZM181 128H182V127H181ZM187 128H188V127H187ZM208 128H209V127H208ZM232 128H233V127H232ZM242 128H243V127H242ZM249 128H250V127H249ZM68 129H69V128H67V130H68ZM145 129H146V128L144 127V130H145ZM163 129H164V128H163ZM172 129H173V128H172ZM176 129H177V128H176ZM201 129H202V128H201ZM217 129H218V128H217ZM221 129H222V128H221ZM256 129H257V128H256ZM25 130H26V129H25ZM49 130H50V129H49ZM51 130H53V129H51ZM60 130H61V129H60ZM223 130H224V129H223ZM239 130H240V129H239ZM2 131H3V130H2ZM10 131H11V129H10ZM58 131H59V130H58ZM139 131H140V129H139ZM147 131H148V130H147ZM157 131H158V130H157ZM175 131H176V130H175ZM207 131H208V130H207ZM210 131H211V130H210ZM252 131H253V130H252ZM3 132H4V131H3ZM64 132H65V131H64ZM136 132H137V131H136ZM143 132H144V131H143ZM164 132H165V131H164ZM169 132H170V131H169ZM211 132H212V131H211ZM257 132H258V131H257ZM1 133H2V132H1ZM5 133H6V131H5ZM9 133H11V132H9ZM24 133H27V130H26V132H24ZM67 133H68V132H67ZM109 133H110V132H109ZM148 133H149V132H148ZM154 133H155V132H154ZM154 133H153V134H154ZM165 133H167V132H165ZM209 133H210V132H209ZM209 133H208V134H209ZM215 133H216V131H215ZM52 134H53V133H52ZM54 134H55V133H54ZM56 134H57V133H56ZM60 134H61V133H60ZM142 134H143V133H142ZM142 134H141V136H142ZM160 134H161V133H160ZM173 134H174V133H173ZM200 134H201V133H200ZM208 134H206V135H208ZM216 134H217V133H216ZM232 134H233V133H232ZM232 134H231V135H232ZM255 134H256V133H255ZM255 134H253V135H255ZM57 135L59 136V134H57ZM62 135H63V134H62ZM82 135H83V134H82ZM126 135H127V134H126ZM129 135H130V134H129ZM132 135H133V134H132ZM210 135H211V134H210ZM235 135H236V134H235ZM237 135H238V134H237ZM246 135H247V134H246ZM249 135H250V134H249ZM258 135H259V134H258ZM8 136H9V135H8ZM23 136H24V135H23ZM31 136H32V135H31ZM148 136H150V135H148ZM172 136H173V135H172ZM192 136H193V135H192ZM214 136H215V135H214ZM214 136H213V137H214ZM217 136H218V135H217ZM259 136H260V135H259ZM259 136H257V137H259ZM43 137H44V136H43ZM61 137H62V136H61ZM137 137H138V136H137ZM155 137H156V134H155ZM159 137H160V136H159ZM184 137H185V136H184ZM190 137H191V135H190ZM244 137H245V136H243V138H244ZM246 137H247V136H246ZM7 138H8V137H7ZM70 138H71V137H70ZM138 138H139V137H138ZM138 138H137V139H138ZM141 138H142V137H141ZM153 138H154V137H153ZM170 138H171V137H170ZM175 138H176V137H175ZM180 138H181V137H180ZM186 138H189V137L186 136ZM194 138H195V137H194ZM202 138H203V137H202ZM209 138H211V137H209ZM215 138H217V137H215ZM218 138H219V137H218ZM229 138H230V137H229ZM263 138H264V137H263ZM56 139H58V137H56ZM64 139H65V138H64ZM131 139H132V138H131ZM137 139H136V140H137ZM145 139H146V138H145ZM7 140H8V139H7ZM12 140H13V138H12ZM16 140H17V139H16ZM59 140H60V139H59ZM59 140H57V141H59ZM139 140H140V138H139ZM165 140H166V139H165ZM168 140H170V139H168ZM186 140H188V139H186ZM215 140H216V139H215ZM247 140H248V139H247ZM255 140H256V138H255ZM4 141H5V140H4ZM22 141H23V140H22ZM24 141H26V140H24ZM90 141H91V140H90ZM126 141L128 142V139H127ZM166 141H167V140H166ZM200 141H201V140H200ZM212 141H213V140H212ZM248 141H249V140H248ZM263 141H264V140H263ZM7 142H8V141H7ZM123 142H124V141H123ZM130 142H132V141H130ZM153 142H154V140H153ZM197 142H198V141H197ZM210 142H211V141H210ZM259 142H260V141H259ZM30 143H32V142H30ZM74 143H75V142H74ZM74 143H73V144H74ZM89 143H90V142H89ZM107 143H108V142H107ZM109 143H110V142H109ZM128 143H129V142H128ZM128 143H127V144H128ZM168 143H169V141H168ZM172 143H173V142H172ZM203 143H204V142H203ZM212 143H213V142H212ZM222 143H223V142H222ZM8 144H9V143H8ZM60 144H61V143H60ZM140 144H142V143H140ZM154 144H155V142H154ZM164 144H165V141H164ZM193 144L196 145L197 143H193ZM10 145H11V144H10ZM14 145H15V144H14ZM17 145H18V144H17ZM27 145H28V144H27ZM103 145H104V143H103ZM105 145H106V143H105ZM143 145H144V143H143ZM148 145H149V144H148ZM152 145H153V143H152ZM238 145H240V144H238ZM238 145H237V146H238ZM134 146H137V145L135 144ZM150 146H151V145H150ZM210 146H211V145H210ZM218 146H219V145H218ZM222 146H223V145H222ZM224 146H225V144H224ZM79 147H80V146H79ZM137 147H138V146H137ZM194 147H195V146H194ZM212 147H213V146H212ZM239 147H240V146H239ZM261 147H262V146H261ZM142 148H144V147H142ZM154 148H156V144H155ZM154 148H153V149H154ZM191 148H192V147H191ZM235 148H236V147H235ZM253 148H254V147H253ZM263 148H264V147H263ZM263 148H262V149H263ZM11 149H12V148H11ZM150 149H151V148H150ZM216 149H217V148H216ZM218 149H219V147H218ZM218 149H217V150H218ZM231 149H232V148H231ZM233 149H234V148H233ZM79 150H80V149H79ZM137 150H138V148H137ZM141 150H142V149H141ZM179 150H180V149H179ZM221 150H222V149H221ZM235 150H236V149H235ZM55 151H56V150H55ZM82 151H83V150H82ZM135 151H136V150H135ZM135 151H134V148H133V152H135ZM154 151H155V150H154ZM180 151H182V150H180ZM197 151H198V150H197ZM229 151H230V150H229ZM236 151H237V150H236ZM236 151H235V152H236ZM263 151H264V150H263ZM12 152H15V151H12ZM29 152H30V151H29ZM38 152H39V151H38ZM76 152H77V150H76ZM80 152H81V150H80ZM128 152H129V151H128ZM139 152H140V151H139ZM151 152H152V151H151ZM151 152H150V153H151ZM160 152H161V151H160ZM178 152H179V151H178ZM219 152H220V151H219ZM232 152H233V151H232ZM238 152H239V151H238ZM248 152H253V150H252V151H248ZM22 153H23V152H22ZM24 153H25V151H24ZM124 153H125V152H124ZM130 153H131V152H130ZM156 153H157V151H156ZM236 153H237V152H236ZM27 154H28V153H27ZM31 154H32V152H31ZM37 154H38V153H37ZM147 154H148V153H147ZM151 154H152V153H151ZM153 154H154V153H153ZM83 155H84V153H83ZM95 155H96V153H95ZM128 155H129V154H128ZM157 155H158V154H157ZM177 155H178V154H177ZM180 155H182L181 152H180ZM228 155H229V154H228ZM27 156H28V155H27ZM38 156H39V155H38ZM56 156H57V154H56ZM56 156H55V157H56ZM80 156H81V155H80ZM125 156H126V155H125ZM154 156H155V155H154ZM159 156H160V155H159ZM230 156H231V154H230ZM234 156H236V155H234ZM260 156H261V155H260ZM262 156H263V155H262ZM39 157H40V156H39ZM42 157H43V156H42ZM84 157H85V156H83V158H84ZM146 157H148V156H146ZM174 157H175V156H174ZM221 157H222V156H221ZM227 157H228V156H227ZM45 158L47 159V155H46ZM83 158H80V159H83ZM85 158L87 159V157H85ZM184 158H185V156H184ZM37 159H38V157H37ZM155 159H156V158H155ZM175 159H176V158H175ZM214 159H215V158H214ZM240 159H241V158H240ZM242 159H243V158H242ZM245 159H246V158H245ZM257 159H258V158H257ZM38 160H39V159H38ZM38 160H37V162H38ZM83 160L85 161V159H83ZM160 160H161V159H160ZM197 160H198V159H197ZM199 160H200V159H199ZM215 160H216V159H215ZM226 160H227V159H226ZM254 160H255V159H254ZM30 161H31V160H30ZM86 161H87V160H86ZM116 161H117V160H116ZM132 161H133V160H132ZM158 161H159V160H158ZM179 161H180V160H179ZM202 161L204 162V160H202ZM216 161H217V160H216ZM237 161H238V160H237ZM237 161H236V163H237ZM246 161H247V160H246ZM118 162H119V161H118ZM175 162H176V161H175ZM177 162H178V161H177ZM194 162H195V161H194ZM205 162H206V160H205ZM210 162H211V161H210ZM238 162H239V161H238ZM259 162H261V161H259ZM38 163H39V162H38ZM86 163H87V162H86ZM148 163H150V162H148ZM180 163H181V162H180ZM215 163H216V162H215ZM256 163H257V162H256ZM262 163H263V162H262ZM31 164H32V163H31ZM117 164H118V163H117ZM139 164H140V163H139ZM181 164H182V163H181ZM229 164H230V162H229ZM253 164H254V163H253ZM253 164H252V165H253ZM68 165H69V164H68ZM84 165H85V162H84ZM129 165H130V164H129ZM141 165H142V164H141ZM176 165H177V163H176ZM176 165H175V167H176ZM179 165H180V164H179ZM203 165H204V164H203ZM226 165H227V164H226ZM34 166H35V165H34ZM34 166H33V167H34ZM86 166H87V165H86ZM130 166H131V165H130ZM135 166H136V165H135ZM181 166H183V165H181ZM191 166H192V164H191ZM198 166H199V165H198ZM220 166H221V164H220ZM231 166L233 167V165H231ZM249 166H250V165H249ZM262 166H264V163H263ZM38 167H39V166H38ZM72 167H73V166H72ZM91 167H92V166H91ZM136 167H137V166H136ZM186 167H187V166H186ZM202 167H203V166H202ZM205 167H206V164H205ZM260 167H261V166H260ZM46 168H47V167H46ZM88 168H89V167H88ZM117 168H118V167H117ZM151 168H152V166H151ZM179 168H180V167H179ZM182 168H183V167H182ZM192 168H193V167H192ZM195 168H196V167H195ZM210 168H211V167H210ZM227 168H228V167H227ZM253 168H254V167H252V169H253ZM263 168H264V167H263ZM35 169H36V168H35ZM41 169H42V168H41ZM129 169H130V167H129ZM166 169H167V168H166ZM175 169H176V168H175ZM175 169H174V170H175ZM188 169H189V168H188ZM229 169H230V168H229ZM252 169H251V170H252ZM33 170H34V168H33ZM86 170H87V169H86ZM117 170H118V169H117ZM170 170H172V169H170ZM178 170H181V168H180V169H177V171H178ZM202 170H203V169H202ZM205 170L207 171V168H205ZM218 170H219V169H218ZM249 170H250V169H249ZM81 171H82V169H81ZM191 171H192V169H191ZM193 171L195 172V170H193ZM200 171H201V170H200ZM200 171H199V172H200ZM221 171H222V170H220V172H221ZM253 171H254V170H253ZM253 171H252V172H253ZM45 172H46V171H45ZM133 172H134V171H132L131 174H132ZM220 172H219V173H220ZM249 172H250V171H249ZM259 172H260V171H259ZM261 172H263V171H261ZM81 173H82V172H81ZM103 173H104V172H103ZM129 173H130V172H129ZM178 173H179V172H178ZM178 173H177V174H178ZM187 173H188V172H187ZM208 173H210V172H208ZM231 173H232V171H231ZM231 173H230V175H231ZM234 173H235V172H234ZM240 173H242V172H240ZM126 174H127V173H126ZM133 174H134V173H133ZM171 174H172V173H171ZM193 174H194V173H193ZM197 174H198V172H197ZM197 174H196V176H198ZM244 174H245V173H244ZM244 174H243V175H244ZM39 175H40V174H38L37 176L39 177ZM84 175H85V174H84ZM105 175H106V174H105ZM182 175H183V174H182ZM187 175H189V174H187ZM200 175H201V174H200ZM222 175H223V174H222ZM222 175H221V176H222ZM249 175H250V174H249ZM260 175H261V174H260ZM42 176H43V175H42ZM88 176H89V175H88ZM125 176H126V175H125ZM160 176H161V175H160ZM170 176H172V175H170ZM191 176H192V175H191ZM225 176H226V175H225ZM232 176H233V175H232ZM237 176H238V175H237ZM251 176H252V174H251ZM251 176H250V177H251ZM93 177H94V176H93ZM123 177H124V176H123ZM126 177H127V176H126ZM132 177H133V175H132ZM132 177H131V178H132ZM145 177H146V175H145ZM158 177H159V176H158ZM187 177H188V176H187ZM189 177H190V176H189ZM202 177L204 178V176H202ZM261 177H262V176H261ZM261 177H260V178H261ZM40 178H41V177H40ZM88 178H90V177H88ZM97 178H99V177H97ZM113 178H114V177H113ZM113 178H112V179H113ZM177 178H178V177H177ZM184 178H186V177L184 176ZM203 178H202V179H203ZM241 178H242V177H241ZM95 179H96V178H95ZM110 179H111V178H110ZM127 179H128V177H127ZM140 179H142V178H140ZM162 179H164V178H162ZM196 179H197V177H196ZM196 179H195V180H196ZM202 179H200V180H202ZM208 179H212V178L210 177V178H208ZM235 179H236V178H235ZM235 179H234V180H235ZM248 179H249V178H248ZM24 180H25V179H24ZM72 180H73V179H72ZM104 180H106V179H104ZM133 180H134V179H133ZM166 180H167V179H166ZM166 180H165V181H166ZM175 180H176V178H175ZM182 180H183V179H182ZM187 180H188V179H187ZM189 180H190V178H189ZM191 180H192V179H191ZM213 180L216 181V179H213ZM116 181H117V180H116ZM119 181H120V180H119ZM129 181H130V180H128V182H129ZM135 181H136V180H135ZM145 181H147V180H145ZM157 181H158V179H157ZM240 181H243V180L240 179ZM91 182H92V181H91ZM112 182H113V180H112ZM123 182L125 183V181H123ZM130 182H132V181H130ZM230 182L232 183V181H230ZM261 182H262V181H261ZM82 183H84V180H83ZM99 183H100V182H99ZM103 183H105V182H103ZM161 183H162V182H161ZM164 183H165V182H164ZM202 183H204V182H202ZM202 183H201V184H202ZM211 183H212V182H211ZM216 183H217V182H216ZM226 183H228V182H226ZM240 183H241V182H240ZM245 183H246V180H245ZM245 183H244V184H245ZM69 184H70V183H69ZM91 184H93V182H92ZM91 184H90V187H92ZM97 184H98V183H97ZM116 184H117V183H116ZM157 184H158V183H157ZM244 184H243V185H244ZM246 184H247V183H246ZM248 184H249V183H248ZM259 184H261V183H259ZM62 185H64V184H62ZM71 185H72V184H71ZM71 185H69V186H71ZM73 185H75V184H73ZM101 185H102V183H101ZM127 185H128V184H127ZM181 185H183V184H181ZM204 185H205V184H204ZM213 185H214V183H213ZM235 185H236V184H235ZM239 185H240V184H239ZM239 185H238V186H239ZM64 186H65V185H64ZM107 186H108V185H107ZM131 186H132V185H131ZM206 186H207V185H206ZM211 186H212V185H211ZM215 186H216V185H215ZM225 186H226V185H225ZM229 186H230V184H229L227 187L229 188ZM258 186H259V185H258ZM28 187H29V186H28ZM59 187H60V186H59ZM102 187H103V186H102ZM108 187H109V186H108ZM116 187H117V186H116ZM129 187H130V186L128 185V188H129ZM133 187H134V186H132V190H133ZM190 187H191V186H190ZM218 187H219V185H218ZM220 187H221V186H220ZM223 187H224V185H223ZM246 187H247V186H246ZM246 187H245V188H246ZM250 187H251V186H250ZM259 187H260V186H259ZM62 188H63V187H62ZM72 188H73V187H72ZM85 188H86V185H85ZM85 188H84V189H85ZM110 188H111V186H110ZM112 188H113V187H112ZM112 188H111V189H112ZM139 188H140V187H139ZM224 188H225V187H224ZM233 188H234V187H233ZM64 189H66V188H64ZM93 189H95V188H93ZM100 189H102L101 186H100ZM119 189H120V188H119ZM122 189H123V188H122ZM125 189H126V187H125ZM130 189H131V187H130ZM170 189H171V188H170ZM180 189H181V188H180ZM202 189L204 190V188H202ZM218 189H220V188H218ZM237 189H241V188H237ZM243 189H244V188H243ZM248 189H249V188H248ZM73 190L75 191V189H73ZM132 190H131V191H132ZM158 190H159V189H158ZM160 190H161V189H160ZM175 190H176V189H175ZM205 190H206V189H205ZM207 190H208V188H207ZM220 190H221V189H220ZM220 190H218V191H220ZM231 190H232V189H231ZM246 190H247V189H246ZM48 191H49V190H48ZM53 191H54V190H53ZM57 191H58V190H57ZM60 191H61V190H60ZM91 191H92V189H91ZM99 191L101 192V190H99ZM108 191H109V190H108ZM135 191H136V190H135ZM137 191H138V190H137ZM155 191H156V190H155ZM168 191H169V190H168ZM218 191H217V192H218ZM222 191L224 192V191H226V190H222ZM235 191H236V190H235ZM239 191H240V190H239ZM250 191H251V190H250ZM65 192H67V191H65ZM65 192H64V193H65ZM148 192H149V191H148ZM204 192H205V191H204ZM206 192H208V191H206ZM206 192H205V193H206ZM229 192H230V191H228V193H229ZM241 192H242V191H241ZM248 192H249V190H248ZM256 192H258V190H257ZM62 193H63V192H62ZM75 193L77 194V192H75ZM107 193H109V194L111 195L110 191L107 192ZM115 193H116V192H115ZM122 193H124V192H122ZM122 193L120 192V194H122ZM126 193H127V192H126ZM129 193H130V192H129ZM142 193H143V192H142ZM167 193H168V192H167ZM189 193H190V192H189ZM213 193H214V191H213ZM220 193H221V192H220ZM249 193H250V192H249ZM254 193H255V192H254ZM259 193H260V192H259ZM67 194H68V192H67ZM86 194H87V193H86ZM113 194H114V193H113ZM131 194H133V193H131ZM134 194H135V193H134ZM162 194H164V192H163ZM165 194H166V193H165ZM206 194H207V193H206ZM233 194H235V193H233ZM239 194H240V193H239ZM247 194H248V193H247ZM68 195H69V194H68ZM135 195H136V194H135ZM149 195H151V194H149ZM155 195H156V194H155ZM155 195H154V196H155ZM179 195H180V194H179ZM244 195H245V193H244ZM258 195H259V194H258ZM57 196H59V195H57ZM88 196H89V195H88ZM112 196H113V195H112ZM116 196H117V195H116ZM140 196H142V195H140ZM154 196H153V197H154ZM158 196H159V194H158ZM180 196H181V195H180ZM249 196H250V195H249ZM253 196H254V194H253ZM54 197H55V196H54ZM83 197H84V195H83ZM90 197H91V196H90ZM118 197H119V196H118ZM130 197H131V196H130ZM150 197H151V196H150ZM153 197H152V198H153ZM169 197H170V196H169ZM177 197H178V196H177ZM243 197H244V196H243ZM56 198H57V197H56ZM94 198H95V197H94ZM99 198H100V197H99ZM99 198H98V199H99ZM112 198H113V197H112ZM142 198H143V197H141V200H142ZM162 198H163V197H162ZM185 198H186V197H185ZM204 198H205V197H204ZM262 198H263V196H262ZM61 199H62V196H61ZM67 199H68V198H67ZM76 199H77V198H76ZM96 199H97V198H96ZM125 199H128V197H126ZM156 199H158V198L156 197ZM164 199H165V198H164ZM173 199H174V197H173ZM247 199H248V198H247ZM254 199H255V198H254ZM259 199H261V198H259ZM259 199H258V200H259ZM263 199H264V198H263ZM113 200H114V199H113ZM123 200H124V199H123ZM123 200H122V201H123ZM130 200H131V199H129V201H130ZM132 200H133V199H132ZM148 200H150V199H148ZM170 200H171V199H170ZM258 200H257V201H258ZM80 201H81V199H80ZM90 201H91V200H90ZM92 201H93V200H92ZM92 201H91V203H92ZM94 201H95V199H94ZM117 201L119 202L118 199H117ZM125 201H126V200H125ZM162 201H163V200H162ZM171 201H173V200H171ZM178 201H179V200H178ZM180 201H181V200H180ZM184 201H185V200H184ZM190 201H191V200H190ZM260 201H261V200H260ZM51 202H52V200H51ZM51 202H50V203H51ZM61 202H62V201H61ZM75 202H76V201H75ZM75 202H73V203L75 204ZM100 202H101V200H100ZM115 202H116V201H115ZM120 202H121V201H120ZM163 202H164V201H163ZM193 202H194V201H193ZM59 203H60V202H59ZM91 203L89 204V206L92 205ZM95 203H96V202H95ZM135 203L137 204V202H135ZM145 203H146V202H145ZM164 203L166 204V201H165ZM164 203H163V204H164ZM179 203H180V202H179ZM184 203H185V202H184ZM189 203H190V202H189ZM194 203H195V202H194ZM194 203H193V204H194ZM152 204H153V203H152ZM158 204H160V203H158ZM61 205H62V203H61ZM107 205H108V203H107ZM117 205H118V204H117ZM137 205H139V204H137ZM155 205H156V202H155ZM190 205H191V204H190ZM262 205H264V204H262ZM143 206H144V205H143ZM143 206H142V207H143ZM168 206H169V205H168ZM170 206H171V205H170ZM188 206H189V205H188ZM59 207H60V206H59ZM105 207H107V206H105ZM110 207H111V206H110ZM138 207H139V206H138ZM149 207H150V206H149ZM164 207H165V206H164ZM194 207H195V206H194ZM208 207H209V206H208ZM64 208H65V207H64ZM68 208H69V207H68ZM75 208H76V207H75ZM96 208H97V207H96ZM96 208H95V209H96ZM100 208H103V207L101 206ZM151 208H152V207H151ZM153 208H154V207H153ZM155 208H156V206H155ZM155 208H154V209H155ZM169 208H170V207H169ZM172 208H173V207H172ZM187 208H188V207H187ZM83 209H84V208H83ZM83 209H82V210H83ZM149 209H150V208H149ZM166 209H167V208H166ZM178 209H179V208H178ZM63 210H64V209H63ZM55 211H56V210H55ZM57 211H58V209H57ZM101 211H102V210H101ZM101 211H100V212H101ZM138 211H139V210H138ZM138 211H137V213H138ZM150 211H151V210H150ZM154 211H155V210H154ZM52 212H53V210H52ZM84 212H85V211H84ZM91 212H93L92 209H91ZM139 212H140V211H139ZM183 212H184V211H183ZM62 213H63V212H61V214H62ZM89 213H90V212H89ZM98 213H99V212H98ZM103 213H104V212H103ZM103 213H102V214H103ZM106 213H107V212H106ZM108 213H109V212H108ZM149 213H150V212H149ZM164 213H165V212H164ZM99 214H100V213H99ZM109 214H110V213H109ZM138 214H139V213H138ZM138 214H137V215H138ZM182 214H183V213H182ZM70 215H71V214H70ZM79 215H81V213H80ZM107 215H108V214H107ZM71 216H72V215H71ZM71 216H70V217H71ZM89 216H90V214H89ZM99 216H100V215H99ZM127 216H128V215H127ZM139 216H140V215H139ZM142 216H143V215H142ZM59 217H62V216H59ZM59 217H58V218H59ZM92 217H93V216H92ZM114 217H115V216H114ZM159 217H160V216H159ZM159 217H158V218H159ZM90 218H91V217H90ZM109 218H110V216H109ZM115 218H116V217H115ZM149 218H150V217H149ZM63 219H64V218H63ZM91 219H92V218H91ZM101 219H102V218H101ZM112 219H113V218H112ZM132 219H133V218H132ZM19 220H20V219H19ZM67 220H68V219H67ZM69 220H70V219H69ZM79 220H80V219H79ZM82 220H84V219H82ZM82 220H81V221H82ZM93 220H94V219H93ZM99 220H100V219H99ZM121 220H123V219H121ZM127 220H128V219H127ZM259 220H260V219H259ZM0 221H1V220H0ZM4 221H6V220H4ZM84 221H85V220H84ZM84 221H83V222H84ZM87 221H88V220H87ZM91 221H92V220H91ZM95 221H96V220H95ZM132 221H134V220H132ZM254 221H255V220H254ZM262 221H263V220H262ZM23 222H24V221H23ZM25 222H27V221H25ZM77 222H79V221H77ZM85 222H86V221H85ZM116 222H117V221H116ZM118 222H119V221H118ZM136 222H137V221H136ZM255 222L257 223V221H255ZM255 222H254V223H255ZM80 223H82V222H80ZM146 223H147V222H146ZM259 223H260V222H259ZM122 224H123V223H122ZM19 226H20V225H19ZM26 226H27V223H26ZM138 226H139V225H138ZM244 226H245V225H244ZM257 226H258V225H257ZM257 226H256V227H257ZM203 227H205V226H203ZM237 227H238V226H237ZM239 227H240V226H239ZM13 228H14V226H13ZM25 228H26V227H25ZM25 228H24V229H25ZM146 228H147V227H146ZM197 228H198V227H197ZM208 228H209V227H208ZM263 228H264V227H263ZM7 229H9V228H7ZM26 229H28V228H26ZM125 229H126V228H125ZM125 229H124V230H125ZM129 229H130V228H129ZM139 229H140V228H139ZM143 229H144V228H143ZM225 229H226V228H225ZM254 229H255V231H256V228H254ZM257 229H258L257 231H259V228H257ZM14 230H15V229H14ZM130 230H131V229H130ZM263 230H264V229H263ZM131 231H132V230H131ZM133 231H134V230H133ZM261 231H262V230H261ZM0 232H1V229H0ZM17 232L19 233V231H17ZM26 232H27V231H26ZM138 232H139V231H138ZM197 232L200 233V231H197ZM210 232H211V231H210ZM218 232H219V231H218ZM233 232H234V231H233ZM262 232H263V231H262ZM5 233H6V232H5ZM11 233H12V232H11ZM30 233H31V232H30ZM142 233H143V232H142ZM199 233H198V235H199ZM204 233H205V231H204ZM204 233H203V234H204ZM243 233H244V232H243ZM263 233H264V232H263ZM26 234H27V233H26ZM127 234H128V233H127ZM140 234H141V233H140ZM203 234H202V235H203ZM207 234H208V233H207ZM211 234H212V233H210V237H211ZM215 234H216V233H215ZM217 234H218V233H217ZM217 234H216V235H217ZM1 235H2V234H1ZM5 235H6V234H5ZM9 235H10V234H9ZM182 235H183V234H182ZM202 235H201V236H202ZM242 235H243V234H242ZM178 236H179V235H178ZM204 236H205V235H204ZM222 236H223V234H222ZM229 236H230V235H229ZM183 237H185V236H183ZM194 237H195V234H194ZM207 237H209V236H207ZM214 237H215V236H214ZM214 237H213V238H214ZM231 237H233V236H231ZM257 237H258V235H257ZM180 238H181V237H179V240H180ZM185 238H186V237H185ZM187 238H188V236H187ZM223 238H224V237H222V239H223ZM229 238H230V237H229ZM261 238H262V237H261ZM137 239H138V238H137ZM188 239H189V238H188ZM195 239H196V238H195ZM203 239H204V238H203ZM210 239H212V238H209V240H210ZM220 239H221V238H218L219 242L221 241ZM231 239H233V238H231ZM234 239H235V238H234ZM73 240H74V239H73ZM175 240H176V239H175ZM197 240H198V239H197ZM215 240H217V239H215ZM262 240L264 241V238H262ZM79 241H80V240H79ZM182 241H183V239H182ZM185 241H186V240H185ZM201 241H202V238H201ZM258 241L260 242V240H258ZM258 241H257V242H258ZM89 242H90V241H89ZM142 242H143V241H142ZM195 242L197 243L198 241H195ZM214 242H215V241H214ZM219 242H218V243H219ZM237 242H238V241H237ZM175 243L177 244V243H179V242H175ZM185 243H186V242H185ZM198 243H199V242H198ZM209 243H210V242H209ZM240 243H241V241H240ZM262 243H263V242L261 241V244H262ZM70 244H71V242H70ZM70 244H69V246H70ZM125 244H127V243H125ZM139 244H140V243H139ZM219 244H220V243H219ZM258 244H259V243H258ZM67 245H68V244H67ZM67 245H66V248H67ZM83 245H84V244H83ZM128 245H129V244H128ZM150 245H151V244H150ZM182 245H183V244H182ZM191 245H193V244H191ZM201 245H202V244H201ZM259 245H260V244H259ZM76 246H77V245H76ZM196 246H197V245H196ZM196 246H195V247H196ZM204 246H205V245H204ZM204 246H203V247H204ZM218 246H219V245H218ZM221 246H222V245H221ZM71 247H72V246H71ZM82 247H83V246H82ZM87 247H88V246H87ZM141 247H142V246H141ZM155 247H156V246H155ZM175 247H176V245H175ZM190 247H191V246H190ZM190 247H189V249H190ZM197 247H200V246H197ZM215 247H216V244H215ZM244 247H245V246H244ZM261 247H262V245H261ZM66 248H65V249H66ZM77 248H78V246H77ZM85 248H86V247H85ZM91 248H92V247H91ZM100 248H101V247H100ZM104 248H105V247H104ZM106 248H107V247H106ZM109 248H110V246H109ZM118 248H119V246H118ZM137 248H138V247H137ZM180 248H181V247H180ZM193 248H194V247H193ZM208 248H209V247H208ZM220 248H221V247H220ZM224 248H225V247H224ZM235 248H236V247H235ZM86 249H87V248H86ZM89 249H90V248H89ZM89 249H87V250H83V251H88ZM128 249H129V248H128ZM143 249H144V248H143ZM146 249H147V248H146ZM173 249H174V248H173ZM183 249H184V248H183ZM263 249H264V247L262 248L261 251H263ZM70 250H71V249H70ZM72 250H73V249H72ZM93 250H95V249H93ZM130 250H131V249H130ZM130 250H129V252H130ZM147 250H148V249H147ZM147 250H146V251H147ZM187 250H188V248H187ZM187 250H186V252H187ZM203 250H204V249H203ZM206 250H207V248H206ZM208 250H209V249H208ZM217 250H219V249H217ZM217 250H216V253H218ZM220 250H221V249H220ZM220 250H219V252L221 253ZM247 250H248V249H247ZM63 251H64V250H63ZM76 251H77V250H76ZM126 251H127V250H126ZM148 251H149V250H148ZM193 251H194V249H193ZM222 251H223V250H222ZM224 251H225V252H226V251L228 252V248H227L226 250L224 249ZM224 251H223V252H224ZM237 251H239V250H237ZM237 251H236V252H237ZM258 251H259V250H258ZM88 252H89V251H88ZM110 252H111V251H110ZM124 252H125V251H124ZM127 252H128V251H127ZM150 252H151V251H150ZM180 252H181V250H180ZM190 252H191V251H190ZM190 252H189V253H190ZM207 252H208V251H207ZM213 252H215V251H213ZM246 252H247V251H246ZM263 252H264V251H263ZM75 253H76V252H75ZM79 253H80V252H79ZM82 253H83V252H82ZM90 253H91V252H90ZM93 253H94V252H93ZM101 253H102V252H101ZM152 253H154V252H152ZM152 253H150V254H152ZM174 253H176V252L174 251ZM182 253H183V252H182ZM182 253H181V254H182ZM200 253H201V252H200ZM210 253H211V252H210ZM220 253H219V255L221 256ZM228 253H229V252H228ZM230 253H231V252H230ZM261 253H262V252H261ZM261 253H260V254H261ZM108 254H109V253H108ZM126 254H127V253H126ZM146 254H147V253H146ZM194 254H195V251H194ZM196 254H197V253H196ZM234 254H235V253H234ZM258 254H259V253H258ZM63 255H64V253H63ZM98 255H99V254H98ZM103 255H104V254H103ZM106 255H107V254H106ZM144 255H145V254H144ZM160 255H161V254H160ZM166 255H167V254H166ZM185 255H186V253H185ZM185 255H184V256H185ZM192 255H193V254H192ZM211 255H213V254H211ZM216 255H217V254H216ZM61 256H62V254H61ZM68 256H70V255L68 254ZM152 256H153V255H152ZM167 256H168V255H167ZM184 256H183V258H184ZM217 256H218V255H217ZM229 256H230V254H229ZM248 256H249V255H248ZM259 256H260V255H258V258H259ZM261 256L263 257L264 255H261ZM66 257H67V256H66ZM85 257H86V256L84 255V258H85ZM91 257H92V255H91ZM112 257H113V256H112ZM122 257H123V256H122ZM204 257H206V254L204 255ZM209 257H210V256H209ZM209 257H208V258H209ZM215 257H216V256H215ZM221 257H222V256H221ZM224 257H225V256H224ZM262 257H261V258H262ZM74 258H75V257H74ZM77 258H78V257H77ZM79 258H80V257H79ZM96 258H97V257H96ZM102 258H105V257H102ZM114 258H115V257H114ZM129 258H130V257H129ZM131 258H132V257H131ZM179 258H180V257H179ZM197 258H198V257H197ZM200 258H201V257H200ZM202 258H203V257H202ZM217 258H218V257H216V259H217ZM228 258H230V257H228ZM232 258H233V257H232ZM247 258H248V257H247ZM249 258H250V256H249ZM258 258H257V259H258ZM71 259H72V258H71ZM166 259H167V258H166ZM181 259H182V258H181ZM190 259H191V258H190ZM194 259H196V258H194ZM225 259H226V257H225ZM74 260H75V259H74ZM112 260H113V259H112ZM127 260H128V259H127ZM132 260H133V259H132ZM174 260H175V258H174ZM178 260H179V259H178ZM178 260H177V261H178ZM207 260H209V259H207ZM211 260H212V259H211ZM222 260H223V258H222ZM226 260H228V259H226ZM239 260H240V259H239ZM249 260H250V259H249ZM254 260H255V259H254ZM258 260H259V259H258ZM258 260H256V261H258ZM66 261H67V260H66ZM89 261H90V260H89ZM97 261H98V259H97ZM99 261H100V260H99ZM116 261H117V259H116ZM158 261H159V260H158ZM167 261H168V260H167ZM167 261L165 260L166 264H167ZM184 261H185V260H184ZM193 261H194V260H193ZM193 261H191V264L196 262V261H195V262H193ZM209 261H210V260H209ZM261 261H262V259H261ZM79 262H80V261L78 260V263H79ZM112 262H113V261H112ZM125 262H126V259H125ZM152 262H153V257H152ZM187 262H188V261H187ZM189 262H190V261H189ZM189 262H188V263H189ZM62 263H63V262H62ZM72 263H73V262H72ZM75 263H76V262H75ZM75 263H74V264H75ZM118 263H119V262H118ZM137 263H138V260H137ZM154 263H155V262H154ZM174 263H175V262H174ZM176 263H177V262H176ZM205 263H207V262H205ZM205 263H203V264H205ZM59 264H60V262H59ZM79 264H80V263H79ZM95 264H97V263L95 262ZM114 264H115V262H114ZM133 264H134V263H133ZM138 264H139V263H138ZM156 264H157V263H156ZM182 264H183V263H182ZM196 264H197V263H196ZM209 264H210V263H209ZM211 264H212V263H211Z\"/></svg>",
  "mask_w": 264,
  "mask_h": 264
}]
</instances>
